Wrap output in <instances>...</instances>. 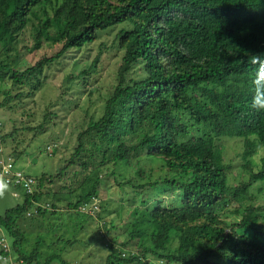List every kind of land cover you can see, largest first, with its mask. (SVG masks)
<instances>
[{"label":"trees","instance_id":"1","mask_svg":"<svg viewBox=\"0 0 264 264\" xmlns=\"http://www.w3.org/2000/svg\"><path fill=\"white\" fill-rule=\"evenodd\" d=\"M33 16L38 20L34 47L62 46L24 70L15 67L19 59L0 60V79L31 84L28 97L41 89L46 66L96 41L99 32L130 25L118 32L130 52L119 83L103 115L79 133L76 157L70 162L82 159L83 170L91 166L96 175H86L68 207L79 211L98 197L99 166L127 163L141 151L160 156L171 168V177L153 185L180 190L179 206L156 200L125 224L129 239L138 238L140 254L123 256L111 246L106 264H148L149 255L181 264H264V203L245 208L232 229L219 216L230 200L229 172L234 167L225 161L219 142L242 139L245 160L260 151L264 154V112L250 107L256 66L248 63L252 54L264 53V0H0V42L16 39ZM132 49L147 62L151 74L126 83ZM97 60L82 73L90 74ZM179 112L194 121L199 135L182 138L188 126ZM131 139L138 143L128 144ZM84 151H90L86 159ZM260 162L253 182L264 181V155ZM65 169L60 175L43 174L23 203L0 215V228L12 239L9 250L0 249V260L15 252L23 264H50L55 259L71 264L60 254L43 261L38 248L26 253V233L18 224L33 209L37 216L57 211L65 193L59 188L52 198L46 182L64 177ZM66 187L69 194L75 193Z\"/></svg>","mask_w":264,"mask_h":264},{"label":"rangeland","instance_id":"2","mask_svg":"<svg viewBox=\"0 0 264 264\" xmlns=\"http://www.w3.org/2000/svg\"><path fill=\"white\" fill-rule=\"evenodd\" d=\"M52 1L55 3L62 0ZM47 8L49 12L52 11L51 7ZM37 22L33 16L26 27L20 28L16 39L0 42V60L19 59L18 65L14 66L24 70L45 56H53L61 48V43H44L39 49L34 47L38 33L35 30ZM123 26L130 27L129 24L120 25L99 32L96 41L72 49L64 57L46 66L41 75L43 85L32 97H28L32 90L31 84L14 83L8 77L0 79V160L8 161L12 158L16 170H20L25 179H32L29 181L32 190H36L43 174L60 175V170L66 166L62 173L64 177L56 178L52 184L46 182L52 198L53 192L59 188L65 193L62 195L64 199L58 200L60 205L57 211L53 213L51 210L44 216H37L33 209L18 220L20 228L26 233L25 252L30 253L38 248L43 261L50 255L60 254L71 264H106L112 253L111 246L123 256L140 254L138 238L129 239L125 224L135 217L138 209L151 206L156 200H162L166 206L180 204V190L177 187L153 185L156 180L171 177V168L160 156L141 151L134 154L127 163L111 161L99 166L101 180L98 197L79 211L68 207L69 202L77 199L75 195L86 175H96L91 171V166L83 170L80 165L82 159L72 165L70 162L76 157L74 154L79 145V133L87 128L91 119L96 120L103 115L106 102L119 83L125 56L130 53L118 37ZM131 56V68L125 74L126 83L151 74L147 62L134 49L131 50ZM96 58L98 60L93 71L90 74L82 73L84 69L92 68ZM3 102L6 104L1 105ZM178 117L188 126V133L182 135L183 139L199 135L198 129L192 124L194 121L189 120L188 115L179 112ZM136 143L137 139L128 142ZM219 145L225 161L234 166L229 172L230 200L219 214L222 224L232 229L231 223L242 217L245 208L264 203V181L251 180L264 154L260 151L248 160L243 159L241 154L244 145L240 138H223ZM85 146L89 148L90 144L86 142ZM88 155L90 151H84L83 159ZM99 160L92 159L96 164L100 163ZM130 180L132 184L126 183ZM9 185L11 192L0 199V215L23 203L25 193H28L24 184ZM66 186L76 190L75 193L69 194ZM236 209L240 212L236 213ZM107 229L109 233H106ZM5 237L10 246L12 239L0 228V249L2 238ZM146 261L148 264H181L152 255L147 256ZM0 264L23 263L12 252L0 260ZM50 264L62 262L55 259Z\"/></svg>","mask_w":264,"mask_h":264},{"label":"clouds","instance_id":"3","mask_svg":"<svg viewBox=\"0 0 264 264\" xmlns=\"http://www.w3.org/2000/svg\"><path fill=\"white\" fill-rule=\"evenodd\" d=\"M248 63L256 66V71L252 80L253 95L250 107L257 112H264V53H254L248 58ZM8 168L5 167L6 173ZM11 192L9 182L0 173V199L6 197Z\"/></svg>","mask_w":264,"mask_h":264},{"label":"built area","instance_id":"4","mask_svg":"<svg viewBox=\"0 0 264 264\" xmlns=\"http://www.w3.org/2000/svg\"><path fill=\"white\" fill-rule=\"evenodd\" d=\"M50 147V146H49ZM0 150H2L0 148ZM5 167L8 168V171L5 173L4 169ZM0 173L4 174V178L9 182V183H14V184H24V186L27 189V192L32 193L34 190H32V185H30L29 181L32 179H25L23 177V174L20 170H16V164L15 161L12 158H9L8 161H5L4 159L0 160ZM2 247L6 248L9 250V242L7 238H2L1 241Z\"/></svg>","mask_w":264,"mask_h":264}]
</instances>
